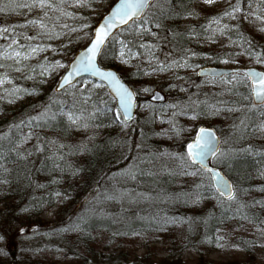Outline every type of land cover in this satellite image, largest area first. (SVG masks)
Returning <instances> with one entry per match:
<instances>
[{"label":"rangeland","instance_id":"obj_1","mask_svg":"<svg viewBox=\"0 0 264 264\" xmlns=\"http://www.w3.org/2000/svg\"><path fill=\"white\" fill-rule=\"evenodd\" d=\"M109 1L88 0L90 4L86 6L87 9L83 8L84 6H74V2H65L62 8L73 15L85 10L96 18L100 14L103 16L112 6L108 4ZM29 2L30 0H0V8L5 9L0 11V28L9 29L6 36H0V52L11 44L13 39L26 47L40 45L44 49L24 61L22 65L15 64L13 60L0 59V63L4 64V67L0 68V78L6 76L5 83L0 85V118L2 114L17 111L23 104L39 100L37 96L43 89L51 86L56 88L67 69L56 66V61L65 66L69 65L75 55L69 57L66 52L80 40L81 32L70 22L73 15H62L60 11L48 10L51 19L45 18L47 30L29 24V20L39 19L42 11L39 8H33L31 11L25 8L26 11L16 12L15 9L17 4ZM250 3L251 7L249 2L243 5L236 19L226 16L220 19L218 25L215 24V28L229 24L228 20L236 22L240 17L246 29L254 34H260L264 39V19L257 18L264 17V0H251ZM56 4L59 5V0ZM223 4L224 0H214L211 4L203 0L200 10L206 8V12L219 13ZM249 12L255 15L245 19ZM142 30L140 28L139 32ZM26 37L35 39L28 40ZM139 39L143 44L155 47L151 48L152 55H149L148 49H143L147 54V60L143 59L147 72L140 84V97L144 101L138 104V116L142 118L150 110V101L147 102L145 99L155 89L162 90L166 95L163 114L159 115L155 130L142 132L139 154H136L128 166L103 178L102 184L97 185L91 195L83 198L60 197L55 205L45 208L35 220L21 218L24 223L11 224L7 220L0 221V264H9L7 261L4 263L5 260H11L14 264H105L103 255L110 254L127 257L126 264L141 262L142 259L154 264H164L163 260L171 253L174 254H171L172 259L181 260L182 264H198L201 259L210 264H248L250 258L251 264H264V215L260 216V220H253L251 216L246 218L238 216L228 220V223H221L214 229H209L206 196L195 203V208L187 206L185 210L169 213L170 218L176 217V220L188 223V229L184 230L181 226L172 229L168 226L163 228L160 234L152 230L154 227L152 221L157 218L160 211L166 210L163 208H169L168 206L174 204L177 198L176 194L162 189L159 184L161 177L172 168L185 170L188 167L185 160L178 157L186 154L187 145L193 140L198 126L204 124L215 127L221 120L220 114H212L206 110V104H213L215 107L224 104L220 95L223 96L227 87L239 84L242 79L198 78L201 67L213 65L202 63L211 58L210 52L222 45L233 47L223 36H214L208 41L200 42L195 52L185 53L186 55L180 57L173 54L164 41L166 38L162 31H151L140 35ZM21 50L24 51L26 48ZM185 60L189 67L174 66L161 71L157 66V61L169 64L172 61L183 63ZM235 60L237 63L224 61L216 66L264 69L263 61L246 59L242 63L237 55ZM137 61V58L119 55V69L131 70ZM16 67H22L23 70L15 71ZM88 84L105 88L104 84L89 78L80 80L75 88H84ZM13 87L28 91L27 93L22 91L17 96H8L5 89ZM10 100L12 102H9ZM172 105L180 107L173 108ZM181 108L185 110V114L174 116L173 113H179ZM196 113L204 115V118L193 119ZM170 120L177 128L182 129L179 135L170 130L172 128ZM130 124L133 126L135 122ZM218 131L222 139L221 151L227 152L230 132ZM123 136H127L125 132ZM152 141L153 144L150 143ZM222 162L214 158L211 165L217 166ZM130 166H134L135 179L121 175ZM178 174L176 177L170 176L173 179L171 186L179 182ZM202 179L205 181L206 176ZM109 196L115 199H108ZM4 207L5 203H0V211L4 210ZM81 216L86 221L80 222L82 231H63ZM133 231L139 232L140 235H132ZM173 242H177V245Z\"/></svg>","mask_w":264,"mask_h":264},{"label":"trees","instance_id":"obj_2","mask_svg":"<svg viewBox=\"0 0 264 264\" xmlns=\"http://www.w3.org/2000/svg\"><path fill=\"white\" fill-rule=\"evenodd\" d=\"M56 1L51 0L53 4H56ZM202 1L156 0L145 14L149 22L143 24V27L151 31H162L166 38L164 41L173 54L179 57L185 53L195 52L200 42L208 41L214 36L225 37L233 47L224 45L217 47L215 51L210 52L211 58L207 62H202L204 65L209 63L218 65L224 61L237 63L235 55L239 56L242 63L246 59L264 63V39L260 34H254L246 29L240 17L236 22L228 20V28L222 33L213 31V29H219L215 28V24L211 29L208 28L213 17H222L221 19L226 17L223 13L225 10H230L237 0H224L219 13L206 12V8L200 10ZM66 2H74V0H66ZM114 2L110 0L108 4L111 6ZM157 2L160 3L157 4ZM248 2L249 0H241V8ZM83 8L87 9L86 6ZM15 9L16 12H20L25 8L16 7ZM101 18L102 14L93 18L85 10L71 16L70 22L74 23L81 33L77 44L67 50L69 57H73L88 43ZM139 23V21L136 24L131 23L117 32L104 48L100 58L102 66L116 68L121 77L136 89L139 97L138 104L144 101L140 97V84L147 72L143 64V59L147 60V54L144 48L140 47L143 41L139 39L140 28L137 27ZM156 24L160 27L157 28ZM84 25L89 27L84 28ZM119 40L125 41L133 53H140V55L131 56L138 59L131 70L119 69L118 57L121 49ZM237 74L235 78L242 79V82L227 87L224 95H220L224 104L216 106L220 109L218 114L221 120L218 125H215L217 130L230 132L227 152H233L235 155L223 161L222 164H217V167L221 168L232 181L236 199L229 201L215 192L211 176L198 165L189 166L190 162H188L185 170L172 168L164 173L161 179L159 178V184L165 191L176 194V202L171 204V207L168 206L169 208H163L166 210L160 211L157 218L152 221L154 233L160 234L163 228L168 226L172 229L180 228V226L184 230L188 229V223L176 220V217L170 218L169 213L185 210L187 206L195 208L196 205L192 201L196 195L206 196L209 229H214L221 223H228V220L238 216L244 218L251 216L253 220H260V216L264 215V190H262L264 189V174H262L264 173V132L254 131L264 123V105L253 107L250 81L244 74ZM198 78L201 77L198 76ZM225 78L228 79V77ZM37 98L39 100L36 102L23 104L17 111L2 114L0 118V136L8 135L7 139H0V156L4 157L0 159V164L8 170L5 172L3 168H0V181H7V183H0V203H5L4 210L0 211V221L7 220L10 224L24 223L21 218L38 219L44 209L55 205L60 197L83 198L91 195L96 190V186L102 184L103 178L128 166L136 154H139L142 132L155 130L158 117L163 114L164 108V104L150 102V110L146 116L140 118L137 114L133 126L128 123L124 126L121 123L122 118L116 115V103L106 88H97L88 84L84 88L72 86L63 93H57L54 86H51L43 89ZM148 100L147 96L145 101L148 102ZM61 101L64 102L63 105L58 103ZM50 105L49 114L58 113L61 107L67 111L75 105L73 110L77 114L83 112L85 119L77 126L72 125L66 117L57 115L55 120H49L47 123L41 120L30 126L26 125L30 117L40 116ZM212 105L206 104V110L213 112ZM229 108L234 110L228 111ZM90 115L92 118L88 119ZM195 117L203 119L204 115L196 113ZM21 121L25 122V126H22L21 131L18 132L13 125L21 124ZM241 121L244 123L241 124ZM83 123H87L88 127H83ZM206 123H208L207 120ZM10 129H12L11 132ZM29 131L33 133L32 138L20 144L18 138ZM124 132L127 136H123ZM150 143L153 144V141ZM155 143L157 144V141ZM60 145L64 147L60 148ZM249 147H251L250 152L243 151ZM38 148L41 150H37ZM197 170L200 171L197 176L183 174ZM176 174L179 175L180 180L176 185L171 186L173 179L170 176L176 177ZM203 176H206L205 181L202 179ZM197 185L202 186L197 188ZM56 193L60 195L57 196ZM244 208L247 211H244L246 210ZM173 243L177 245V242ZM171 254L162 263L182 264L181 260H173ZM6 261L14 264L11 260H5L4 263ZM127 262V257L120 254L103 255L105 264H126ZM251 263L252 258L248 264ZM134 264L154 263L142 259L141 262ZM198 264H210V262L201 259Z\"/></svg>","mask_w":264,"mask_h":264},{"label":"snow or ice","instance_id":"obj_3","mask_svg":"<svg viewBox=\"0 0 264 264\" xmlns=\"http://www.w3.org/2000/svg\"><path fill=\"white\" fill-rule=\"evenodd\" d=\"M65 2L66 0H59V5H56L53 4L51 0H30L29 3L19 4L16 5V7H24L27 8L29 11H31L33 8H39L42 11V16L39 19L29 20L28 23L32 25H37L41 30H47L48 26L45 23V18L51 19V17L48 16V10L60 11L62 15H71L70 13L65 12L62 8V5ZM204 2L207 4H211L214 2V0H204ZM74 6L76 7L88 6V0H74ZM150 6H151L150 0H118V3H116L115 6L111 9L109 15L106 16L103 22L95 29L94 38L91 40V43L86 48V50L80 54L78 59H75L67 66L61 64L59 61H56V66L61 68H70V71H67L66 75L62 77V83L59 85V88L61 89H63L65 85L70 84L74 76H79L82 72L91 73L93 76H98L102 80L108 81L109 84L113 86L114 91L119 97V108L117 109L116 115L117 117H119L120 115H123L125 117V119L121 121V123L124 126H127V120L131 118V108L134 106L133 93L129 91L123 84H121L113 73L102 71L97 66L96 58L99 54H101L102 46L105 44V42L110 39H113L112 30L116 28L118 25H128L129 21H131L133 24H136L137 21H139L140 23L137 24V27L143 29L140 33H138L139 35H143L145 33L151 32V29L143 28V24L149 22L148 19L144 16V12ZM249 7H251L250 0H249ZM4 10H5L4 8H0V11H4ZM239 12H241V0H237V3L234 6H231L230 10H225L223 16L236 19L237 17L235 14ZM253 15H255V13L249 12L245 15L244 18L247 19L248 17ZM221 18L213 17L208 25V28L211 29L213 24L218 25L220 23ZM257 18L264 19V17H257ZM57 19H59V17H57ZM64 27H67V25H64ZM83 27L87 28L89 26L84 25ZM156 27L158 28L160 27V25L156 24ZM227 28L228 25L225 24L223 28L213 29V31H220L222 33ZM73 31H75V29H73ZM8 33H9L8 28H0V36H6V34ZM152 34L155 35V33ZM26 39L33 40L35 39V37H26ZM120 44H121V49H120L121 57H124L125 55L129 57L133 55H140V53H133L131 48L128 47L125 41L121 40ZM14 45H17L18 47H13ZM140 47L148 49L149 55H152L151 48L155 46L141 44ZM25 48L26 50L24 51L21 50ZM43 50H44L43 47L40 45H36L35 47L29 45L26 47L24 45H20L18 40L13 39L11 44H9L2 52H0V59L13 60L15 64L22 65L24 61L31 59L33 55ZM157 66L159 70L163 71L166 68H171L174 66L189 67L190 65L188 64L187 60H185L183 63L172 61L169 64H165L163 62L157 61ZM3 67L4 64L0 63V68ZM22 70H23L22 67L15 68V71H22ZM44 71H47V69H44ZM237 75H238L237 73H233L232 74L233 79H235ZM245 75L251 77L252 79V93L255 97V102L264 105V73H256L254 71H250ZM220 78L223 79V75H221ZM5 79L6 76L5 78H0V85L5 83ZM228 82L231 83V81ZM181 90L183 91L184 89ZM22 91L27 93L28 90L20 89L18 87L5 89V92L7 93L8 96H17ZM145 91H148V89H145ZM9 102L12 101L10 100ZM255 102L253 103L254 108L256 107ZM58 103L63 105L64 102L61 101ZM171 107L177 108L180 106L172 105ZM50 108L51 105L47 109H45V111L42 112L38 117H30L26 122V125L30 126L34 122H38L41 120L47 123L49 120H55L57 118V115L61 117H66L67 120L72 125H77V126H79L80 122L85 119L83 116V112L77 114L73 110L75 108V105H73L72 109H68L67 111H65L63 107H61L58 113L49 114ZM211 108L213 109L212 114H216L220 111V109L216 108L214 105L211 106ZM233 110L234 109L231 108L228 109V111H233ZM177 114H185V110L181 108V111L179 113H175V112L173 113L174 116ZM91 118L92 117L90 115L88 119ZM194 118L195 116L193 117V119ZM169 123L172 125V128L170 130L173 131L176 135H179L182 129L177 128L173 123V121L171 120L169 121ZM243 123L244 122L241 121V124ZM22 126H25L24 121H21V124L13 125V128H15L19 132L21 131ZM82 126L88 127V124L83 123ZM11 130L12 129H10L9 131L11 132ZM254 131L264 132V123L260 124ZM32 136H33L32 131H29L26 134H22L18 138L19 143L20 144L26 143L29 139L32 138ZM7 138H8L7 134H5L4 136H0V139H7ZM59 147L63 148L64 145H60ZM13 150L16 151V149ZM37 150H41V149L38 148ZM243 151L250 152L251 147H249L248 149H244ZM209 155L220 161H225L228 160L232 155H235V153L221 151L219 139L214 135V133L211 130L201 127L197 132L193 142L187 145L186 154L180 155L178 158L181 160H185V163L190 162L189 166L198 164L200 166V169H202L204 172H207L211 177L215 179V192L219 193L221 197H226L229 201L235 200L236 192L233 186L231 185V183L227 181L224 177H222L221 174L217 172L215 169H209L205 164V160ZM3 158H4L3 156H0V159ZM133 167L134 166H130V168L126 169L124 173H121V175H128L132 179H135L136 177H135V172L133 171ZM0 168H3L2 164H0ZM3 170L5 172L8 171L6 168H3ZM183 174L197 176L200 174V171L197 170L193 172H185ZM0 183H7V181L3 180L0 181ZM201 186L202 185H197L196 187L199 188ZM38 187H43V185H38ZM56 195L59 196L60 193H56ZM200 198L201 197L199 195H196L195 199L192 202L198 203ZM108 199H115V197L109 196ZM25 211H27V209H25ZM81 221L86 223V221H84L83 216L78 217L76 222L70 224L68 228L63 229V231H68V230L82 231L83 229L81 228V223H80ZM173 222L176 221L173 220ZM121 234L127 235V233H121ZM131 234L140 235L139 232H135V231H133Z\"/></svg>","mask_w":264,"mask_h":264},{"label":"water","instance_id":"obj_4","mask_svg":"<svg viewBox=\"0 0 264 264\" xmlns=\"http://www.w3.org/2000/svg\"><path fill=\"white\" fill-rule=\"evenodd\" d=\"M155 0H150V4H152ZM118 3V0L112 5V7L109 9V11L101 18V20L99 21V23L97 24V26L95 27V29L103 22L104 18L106 16L109 15L111 9L115 6V4ZM149 9V7L145 10L144 12V15L146 13V11ZM131 23V21H129V24ZM128 24V25H129ZM128 25H118L116 28H114L112 30V37L118 32L120 31L121 29L125 28L126 26ZM95 29H94V32H95ZM94 32H93V36H92V39L94 38ZM91 39V40H92ZM110 40L106 41L105 44L102 46V51H101V54L105 48V46L107 45V43L109 42ZM91 41L84 47L82 48L81 50H79L74 58L69 62V64L71 62H73L75 59H78L80 54L86 50V48L90 45ZM101 54H99L96 58V63H97V66L102 70V71H106V72H111L115 75V77L120 81L121 84H123L129 91H131L133 93V98H134V106L131 108V118L127 120V123H130L132 122L134 119H135V116H136V113H137V101H138V97H137V94L134 90V88L128 83L126 82L125 80L122 79V77L120 76L119 72L115 69V68H107V67H103L100 63V57H101ZM67 71H70V68H67L66 71L64 72V74L61 76L60 80L58 81L57 83V86L55 88L56 92L60 93V92H63L65 89L73 86L76 84V82L78 80H81L83 78H86V77H89L91 78L92 80H95V81H98V82H101L103 84L106 85V88L107 90L109 91V93L112 95V97L114 98L115 102H116V105H117V108H119V97L117 96L116 92L114 91V88L112 85L109 84L108 81L106 80H102L100 77L98 76H93L91 73H88V72H82L79 76H74L71 80V83L70 84H67L64 86L63 89L59 88V85L62 83V77H64L66 75V72ZM250 71H254L256 73H264V69H260V68H224V67H221V66H216V65H209V66H204L202 67L200 70H199V75L200 76H203V77H209V78H220L221 75L224 76H228V75H232L233 73H242V74H246ZM247 76V75H246ZM250 80H251V85H252V79L251 77L247 76ZM253 95V93H252ZM150 100L152 102H158V103H164L166 101V98H165V95L163 92H161L160 90H154L152 95L150 96ZM253 100L255 102V97L253 95ZM257 105H261L259 104L258 102H255ZM122 111V110H121ZM122 118L123 120L125 119V117L122 115ZM203 127V128H206V129H209L211 130L214 135L219 139L220 141V146H221V139L219 137V134L218 132L216 131L215 128L213 127H209V126H205V125H201L198 127L197 129V132L199 131V129ZM196 132V134H197ZM196 136V135H195ZM195 138V137H194ZM194 140V139H193ZM193 140L190 142L192 143ZM213 159V157L211 155H209L206 160H205V164L207 165V167L209 169H215L217 172H219L221 174L222 177H224L227 181H229L231 183V185L233 186L232 184V181L230 180V178L218 167H215V166H212L210 164L211 160ZM198 165V164H197ZM212 180H213V183H214V186H215V179L212 177Z\"/></svg>","mask_w":264,"mask_h":264},{"label":"bare ground","instance_id":"obj_5","mask_svg":"<svg viewBox=\"0 0 264 264\" xmlns=\"http://www.w3.org/2000/svg\"><path fill=\"white\" fill-rule=\"evenodd\" d=\"M80 80H78L76 83H78ZM161 92H162V90H160ZM153 93V92H152ZM164 93V92H163ZM151 96V95H150ZM150 96H149V101L150 102H152L151 100H150ZM138 100H139V97H138ZM152 103H156V102H152ZM137 109H138V101H137Z\"/></svg>","mask_w":264,"mask_h":264}]
</instances>
